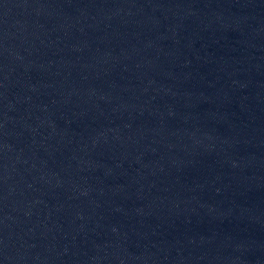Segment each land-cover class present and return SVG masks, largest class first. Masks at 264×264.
<instances>
[{
    "label": "water",
    "instance_id": "obj_1",
    "mask_svg": "<svg viewBox=\"0 0 264 264\" xmlns=\"http://www.w3.org/2000/svg\"><path fill=\"white\" fill-rule=\"evenodd\" d=\"M0 264H264V0H0Z\"/></svg>",
    "mask_w": 264,
    "mask_h": 264
}]
</instances>
